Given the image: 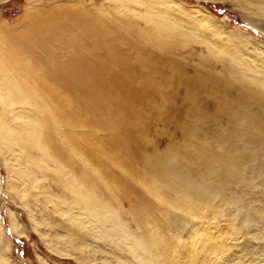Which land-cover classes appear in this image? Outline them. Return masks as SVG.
<instances>
[{"label": "rangeland", "instance_id": "rangeland-1", "mask_svg": "<svg viewBox=\"0 0 264 264\" xmlns=\"http://www.w3.org/2000/svg\"><path fill=\"white\" fill-rule=\"evenodd\" d=\"M244 1L0 2V78L58 109L32 181L0 151V264H136V239L159 264H264V2ZM14 98V132L47 122Z\"/></svg>", "mask_w": 264, "mask_h": 264}, {"label": "bare ground", "instance_id": "bare-ground-1", "mask_svg": "<svg viewBox=\"0 0 264 264\" xmlns=\"http://www.w3.org/2000/svg\"><path fill=\"white\" fill-rule=\"evenodd\" d=\"M6 1H8V0H0V2H6ZM245 3L244 4H246L247 6H250V5H252V4H260V3H262V2H264V0H246V1H244ZM251 7V6H250ZM24 37H27L28 38V40H31V39H34L35 38V35H32V34H30V36L28 35V34H25L24 35ZM23 37V38H24ZM37 40V39H36ZM27 41V40H26ZM28 42V41H27ZM30 43V42H29ZM24 46V45H23ZM24 48H26L25 46H24ZM54 53V52H53ZM24 54V53H23ZM32 55H33V53H32ZM24 56V55H23ZM34 56V55H33ZM28 57V56H27ZM35 57V56H34ZM33 57V58H34ZM39 57V56H38ZM48 57V56H47ZM30 58V57H29ZM32 58V59H33ZM31 59V58H30ZM31 59V60H32ZM33 62V61H32ZM38 62H40V63H45V62H42V60H40L39 59V61ZM46 64H47V62H46ZM48 66H50L48 69H49V71L50 70H52V72L53 71H55V70H57V72H63V73H65L64 72V70L66 69V65H61L60 66V68L58 67H56V68H54L53 66H51V64H49L48 63ZM66 66V67H65ZM54 68V69H53ZM68 68V70L69 71H71L70 70V68L69 67H67ZM43 69V68H42ZM58 69H60V70H58ZM54 73V72H53ZM61 74V75H59V73H58V75L61 77V78H59L58 77V75L56 76V77H54L53 79H52V81H53V83H54V81H55V78L56 79H58V80H64L63 79V77L64 78H66V76H68V75H64V74ZM62 75H63V77H62ZM69 77V76H68ZM68 79V78H67ZM14 80V79H13ZM57 80V81H58ZM14 81H16V79L14 80ZM14 81H12L11 80V78H8V80L7 79H4V78H0V106H1V113H0V151H1V155H3V154H5V157H9V159H14V160H17V158H18V156H17V154H16V152L14 151L13 152V150H14V148L16 147V149L17 150H19V151H21L23 154L21 155V157H24V159H23V161H24V167L23 168H25V170L21 173V176L22 177H24V178H27V180H30V181H32V176H31V174H30V169L28 168V166H27V163L26 162H32V163H34V164H37L39 167H40V165H39V161H38V159L36 158V156L35 155H33L32 154V152L34 151V150H39V152L41 151L42 153H45L46 152V148H45V140L44 139H42L41 137V132L43 131V130H48V127L49 126H47V125H49V123H53L52 122V119L53 118H51V117H54V114L55 113H58L57 111H58V109H56V107L54 108L53 107V109L51 110V109H49V111H48V113H46V107H47V105H45V108H44V106H43V100H40V98H33V94H35L36 96H37V94L35 93V88L34 87H32V88H30V89H22L23 90V92H21L18 88V84H17V86L14 84ZM67 82L69 81V80H66ZM61 82V81H60ZM63 83H65V81H62ZM56 83V82H55ZM54 83V84H55ZM68 83H70V81L68 82ZM65 84H67V83H65ZM70 85L72 86V87H75L74 86V83H73V85H72V82L70 83ZM69 84H68V86H70ZM68 86H67V88H68ZM80 86V85H79ZM81 88H85L86 89V87H83V85H81L80 86ZM79 87V88H80ZM34 88V89H33ZM71 87H69V89H70ZM17 89L21 92L20 93V96L18 95V93H16L17 92ZM68 89V92H69V98H67V100H70V102H71V94H70V90L72 89H70L69 90ZM74 89H77V87H75ZM74 89H72V90H74ZM71 90V91H72ZM82 90V89H81ZM74 91H76V93H77V90H74ZM79 91V90H78ZM67 92V93H68ZM83 92H86L85 90L83 91ZM82 92V93H83ZM88 92V91H87ZM78 93H80V91L78 92ZM81 93V94H82ZM74 94V93H73ZM85 94V93H84ZM88 94V93H87ZM79 95V96H77V97H80V96H82V97H85L86 98V100L88 99L87 97H88V95ZM39 95V94H38ZM71 95V96H70ZM78 95V94H77ZM40 96V95H39ZM38 96V97H39ZM66 96H68V95H66ZM14 97H19L20 99H21V101L20 102H25L26 104H29V105H32L31 103V101H34V102H36V100L38 99L39 101L38 102H36L37 104L35 105L36 107H34L35 108V110H37L38 112H39V114L43 117V120H45V122L46 123H44L43 125L41 124V125H33L32 127H30L29 129L30 130H26L25 131V129H22V130H24L25 132H22V133H20L21 132V130L19 129V130H17V131H20L19 133L17 132H14V129H12L8 124H6V122H5V120H6V118L5 117H8L9 116V114H8V116H6L7 115V113H10L11 111H12V108H14V106H15V104H16V100H15V98ZM73 97H75V99H76V96L74 95ZM16 99H18V98H16ZM72 99H74V98H72ZM81 100L82 101H85V100H83L82 98H81ZM45 103V102H44ZM65 103V102H64ZM25 104V105H26ZM67 104H68V101H67ZM70 104V103H69ZM70 108V107H69ZM32 109V108H31ZM45 109V111L43 112V110ZM54 109H56L57 111H55ZM34 111V110H33ZM59 112H61V110L59 111ZM21 113H23V112H21ZM38 114V113H37ZM14 114H12V116H13ZM18 115H20V114H18ZM39 115V116H40ZM22 116V115H21ZM23 116H24V114H23ZM41 117V118H42ZM9 118H12V117H10L9 116ZM14 118V117H13ZM46 118V119H45ZM48 118V119H47ZM17 119V118H16ZM19 119V118H18ZM21 119V118H20ZM51 119V120H50ZM48 120H50V121H48ZM54 120V119H53ZM33 120H31V122H32ZM12 124V123H11ZM29 124V123H28ZM37 124V123H36ZM31 125V124H30ZM51 125V124H50ZM53 125V124H52ZM13 131H12V130ZM27 129H28V126H27ZM260 142H258V147L260 146V144L261 143H264V139H261V140H259ZM249 142V141H248ZM248 145H249V143H248ZM46 154H47V152H46ZM49 154V153H48ZM52 159V161L54 160L53 158H51ZM7 161V160H6ZM55 163V162H54ZM56 164H57V162H56ZM60 170H61V168H59ZM61 172H63V171H61ZM67 183H66V185L75 193V194H77L80 198H84V197H86V191L84 190H82L80 187H77V186H75V185H73V183H72V180L70 179V180H68V181H66ZM88 211L91 213V215L89 216V217H92L93 218V221H95V226L96 227H104V228H106V223H108V221L109 220H107V217H105L104 216V214H102V213H100V212H97L96 210H95V208L92 206V204H90L89 206H88ZM10 215V214H9ZM8 215V216H9ZM114 223V227H112L111 228V230L110 231H108V230H105L104 229V234H106V236L108 237V238H111L112 240L114 239L115 241H117V242H119V239H121V237L123 236V235H121V231L119 230V227H120V223H118V222H116V221H114L113 222ZM119 226V227H118ZM10 228L12 229V231L14 232H16L17 234H21L22 233V229H20L19 227H18V225L16 224V222L14 221V219L10 216ZM122 229V228H121ZM22 235V234H21ZM121 235V236H120ZM125 235V234H124ZM0 238L1 239H4L5 238V235L3 234V232L0 230ZM125 238V237H124ZM128 238V237H127ZM126 238V239H127ZM128 240H129V238H128ZM123 241H124V239H123ZM135 241V242H134ZM132 242H134L133 244L132 243H130V244H132V245H130V244H128V246L130 245V246H132V250H131V247L129 248V250H131V253H132V251H133V256L134 257H136L137 259H139L138 261H140V263H142V264H159L158 263V259H157V256H154L153 254H149V256L147 257V255H145L146 254V252L148 251V249H147V251L145 250V248H148V242L146 243V244H144V242H143V240H140V239H136V240H133ZM119 244V243H118ZM48 246V245H47ZM123 247V246H122ZM141 247V248H140ZM144 248V249H143ZM49 249H50V247H49ZM123 249H124V247H123ZM137 249H143V250H145L144 252H145V254H144V252H142V254L139 252V250H137ZM52 250V249H51ZM55 250H56V248H55ZM122 250V249H121ZM66 252V251H65ZM127 252V251H126ZM139 252V253H138ZM55 253H56V251H55ZM63 255L65 254L66 256H70V257H72V258H74V259H78L77 258V256L75 257V256H73V254L71 253V252H69V253H62ZM99 254H101V253H99ZM131 254V255H132ZM143 254H144V256H143ZM60 255H61V253H60ZM141 256V257H140ZM100 260V259H99ZM4 261V260H3ZM115 261V260H114ZM138 261H137V263H138ZM77 262L79 263V260H77ZM119 262V261H118ZM45 263H47V262H45ZM44 263V261L43 260H41L40 261V264H45ZM136 263V264H137ZM139 263V264H140Z\"/></svg>", "mask_w": 264, "mask_h": 264}]
</instances>
